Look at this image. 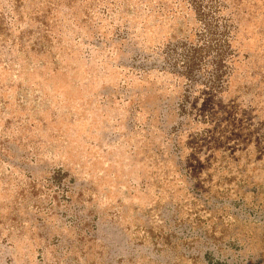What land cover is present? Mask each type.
<instances>
[{"label": "rangeland", "instance_id": "rangeland-1", "mask_svg": "<svg viewBox=\"0 0 264 264\" xmlns=\"http://www.w3.org/2000/svg\"><path fill=\"white\" fill-rule=\"evenodd\" d=\"M0 264H264V0H0Z\"/></svg>", "mask_w": 264, "mask_h": 264}, {"label": "trees", "instance_id": "trees-1", "mask_svg": "<svg viewBox=\"0 0 264 264\" xmlns=\"http://www.w3.org/2000/svg\"><path fill=\"white\" fill-rule=\"evenodd\" d=\"M221 46V44L216 45L214 55L199 48L181 54L179 60L174 62L171 56L167 55L164 57L163 65L177 72L187 81L196 82L197 78L200 80L202 77L208 89H222L225 83L223 79L225 71L222 70L225 63L224 55L220 51Z\"/></svg>", "mask_w": 264, "mask_h": 264}]
</instances>
